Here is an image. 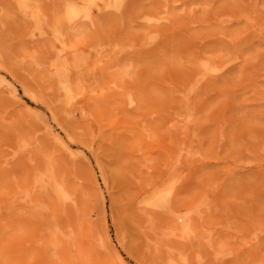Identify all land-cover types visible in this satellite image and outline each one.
I'll use <instances>...</instances> for the list:
<instances>
[{
  "label": "rangeland",
  "instance_id": "1",
  "mask_svg": "<svg viewBox=\"0 0 264 264\" xmlns=\"http://www.w3.org/2000/svg\"><path fill=\"white\" fill-rule=\"evenodd\" d=\"M108 5L0 0V264H264V0Z\"/></svg>",
  "mask_w": 264,
  "mask_h": 264
},
{
  "label": "bare ground",
  "instance_id": "2",
  "mask_svg": "<svg viewBox=\"0 0 264 264\" xmlns=\"http://www.w3.org/2000/svg\"><path fill=\"white\" fill-rule=\"evenodd\" d=\"M108 1L109 0H99V2H100V4H101V6L100 7H103V8H108ZM27 9H29L28 8V6H27ZM26 9V10H27ZM102 9V8H101ZM59 54V53H58ZM72 54V53H71ZM73 55V54H72ZM64 56V55H63ZM74 56V55H73ZM65 57V56H64ZM65 58H67V57H65ZM73 58V57H72ZM59 59V58H58ZM61 59H63V57H61L60 58V60ZM75 60H76V58H75ZM64 62V61H63ZM80 62V61H79ZM70 63V62H69ZM58 67L60 66V68H58V71H62L61 73L59 72V79L61 78L60 76V74H62V79H63V81L64 80H66V79H70L71 77H72V72H70L69 70L67 71V72H65V70L66 69H64V70H61V65H57ZM64 67H63V65H62V69H63ZM79 71H77V73H78ZM80 73V72H79ZM4 81V80H3ZM61 82V81H60ZM66 82V81H65ZM68 82V81H67ZM65 86H66V84L65 83H63ZM66 90H67V92H69V87H67L66 86ZM73 93V92H72ZM176 170V169H175ZM46 182V181H45ZM50 183V182H49ZM49 183H47V184H49ZM51 187H52V182H51ZM55 187V186H54ZM59 187V186H58ZM61 192V191H60ZM149 205V204H148ZM153 205V204H152ZM140 206V205H139ZM142 207V206H141ZM176 219L178 220V223H182L184 226H187L188 224H189V220L188 219H185L184 217H183V215H178V216H176ZM176 227V226H175ZM187 227H189V225L187 226Z\"/></svg>",
  "mask_w": 264,
  "mask_h": 264
}]
</instances>
